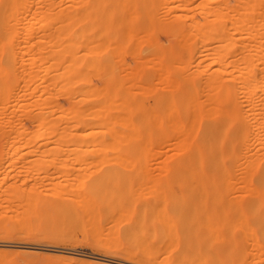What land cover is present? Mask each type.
I'll use <instances>...</instances> for the list:
<instances>
[{
	"label": "bare ground",
	"instance_id": "obj_1",
	"mask_svg": "<svg viewBox=\"0 0 264 264\" xmlns=\"http://www.w3.org/2000/svg\"><path fill=\"white\" fill-rule=\"evenodd\" d=\"M1 161V231L264 264V0H0Z\"/></svg>",
	"mask_w": 264,
	"mask_h": 264
},
{
	"label": "rangeland",
	"instance_id": "obj_2",
	"mask_svg": "<svg viewBox=\"0 0 264 264\" xmlns=\"http://www.w3.org/2000/svg\"><path fill=\"white\" fill-rule=\"evenodd\" d=\"M2 161L0 162L1 173L4 168L8 169L11 167L10 169H11V174H12L14 172L15 166L12 167L13 164H11L12 166L9 167L10 164L9 165L7 163L4 164V162L2 163ZM47 171H48V174L54 172L52 168H48ZM3 172L10 173V171L8 172V170L7 171L4 170ZM40 175H41V172H40ZM142 182H145V183L147 182L145 185L146 186L148 185V187H149V184L153 185L152 183H149L148 181H138V182L132 183L133 189L136 188V184L139 185ZM142 185L143 183L141 184V186ZM144 187L142 190L143 192L147 191V187L146 189H144ZM167 187H169L171 190L174 189L173 191L181 195L182 199H180L181 197L178 196L180 197L179 200L181 202L186 201L185 199H188V197L185 194L183 195L184 190L186 189L185 185L168 184ZM141 199L142 200H140V202L142 201L143 203L152 202V198L148 195H144ZM126 201H123L122 203L124 207H126ZM11 203L12 201H10L9 203L10 206L7 205V207L9 208L8 210L7 208L1 209V207L4 206L5 204L0 203L1 211L7 210L6 214L7 215L8 213L11 214L12 210L15 209L14 206L16 205L15 202H13L11 206ZM211 204L212 203L209 200L202 208L209 210L212 208ZM221 204H222V201L217 202V205H221ZM128 205L129 203L127 201V206ZM10 208H12V210ZM212 222L214 223L215 221H212ZM216 224H219V223L216 222ZM17 233L18 232L13 229H8L6 231L0 230V258L8 257L9 259H14V260L19 259L21 261L23 260L24 262H29V263H31V260H33L32 262L35 264L36 263L38 264L39 262H41L42 264V263H45V261L46 263L50 261L51 264L52 263L53 264L55 263L57 264L59 263L60 264H139L138 262H134V261L132 262L125 261L120 255L114 252L107 253L106 255L105 251H103L102 249L96 248L92 244L93 241L90 238H83L81 234L79 233H72L70 235L64 236V238L58 237V239L56 238L53 239L52 237H42V236L34 237L29 234H27L26 236L25 234L21 235V233H18L19 234L18 235ZM234 235H237L236 237L239 238L238 233H234ZM211 238L212 237L210 236L201 235V241L206 244L213 245L216 247L224 246L223 245L225 244L224 239L212 238L211 240Z\"/></svg>",
	"mask_w": 264,
	"mask_h": 264
}]
</instances>
